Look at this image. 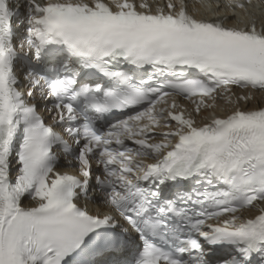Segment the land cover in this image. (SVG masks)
<instances>
[{
  "label": "snow or ice",
  "instance_id": "6c2138e0",
  "mask_svg": "<svg viewBox=\"0 0 264 264\" xmlns=\"http://www.w3.org/2000/svg\"><path fill=\"white\" fill-rule=\"evenodd\" d=\"M0 0V264H264V0Z\"/></svg>",
  "mask_w": 264,
  "mask_h": 264
}]
</instances>
